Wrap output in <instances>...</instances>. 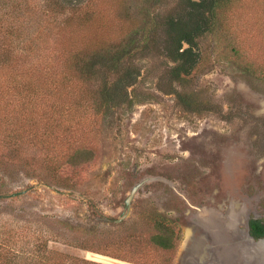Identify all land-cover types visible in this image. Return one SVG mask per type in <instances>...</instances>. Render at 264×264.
Returning a JSON list of instances; mask_svg holds the SVG:
<instances>
[{
    "label": "rangeland",
    "instance_id": "374dc122",
    "mask_svg": "<svg viewBox=\"0 0 264 264\" xmlns=\"http://www.w3.org/2000/svg\"><path fill=\"white\" fill-rule=\"evenodd\" d=\"M81 1L91 19L80 33L88 50L94 26L102 42L117 47L138 28L147 27L148 41L108 76L109 86L130 85L113 92L104 114H94L98 81L70 78L77 81L66 90L69 105L78 106L77 122H63L65 114L50 122L61 137L68 126L78 133L61 149H91V162L63 167L52 178L33 141L6 139L0 146V255L11 251L23 264L22 255L40 238L51 251L96 264H264L263 243L249 240L247 231L249 219L264 222V0H241L243 9L226 16L229 29L194 40L199 58L184 84L200 107L216 110L202 115L183 111L168 94L173 63L159 23L179 0ZM152 18L157 25L150 33ZM17 118L8 125H19ZM146 178L128 216L116 224L131 188ZM154 211L180 230L172 252L149 244ZM118 245L124 259L112 257Z\"/></svg>",
    "mask_w": 264,
    "mask_h": 264
},
{
    "label": "trees",
    "instance_id": "16d2710c",
    "mask_svg": "<svg viewBox=\"0 0 264 264\" xmlns=\"http://www.w3.org/2000/svg\"><path fill=\"white\" fill-rule=\"evenodd\" d=\"M243 7L241 0H200L198 3L179 0L169 17L159 23L166 48L165 56L173 63L167 72L170 74L168 83L171 87L168 94L177 98L183 111L195 115L216 113L213 108L200 107L195 102L194 92L187 90L184 84L196 67L199 55L192 50L182 51V43L195 48L194 40L202 33H213L215 29L226 31L229 29L226 16L241 11ZM74 22L79 26L76 31L70 28ZM90 23L82 1L0 0V146L6 139L23 141L25 137L33 141L34 148L43 153L45 175L52 178L60 176L63 167L74 169L95 158L94 151L85 147L62 150L61 146L69 139H74L78 133H72L68 126L64 132L67 137H61L58 126L54 128L50 122L58 114H65V123L77 122L78 106L69 105L68 96L71 92L66 91L74 83L77 85L76 80L70 81L72 74L82 83L98 81L100 95L94 114L99 113L100 109L104 110L101 111L104 114L113 102V92L117 89L123 92L130 85L121 86L119 82H114L113 86H109L108 76L116 74L118 64L123 60L131 61L138 46L148 41L147 27L145 30L138 28L128 36L124 46L117 47L114 42H102L98 38L99 29L94 26L95 37L88 50V47L85 48V38L80 33ZM156 25L157 20L152 18L150 33ZM190 26L192 28L188 30ZM134 34H140L136 41ZM233 53L235 56L240 55L238 50ZM234 63L238 64V60H234ZM242 69L238 71L240 75H245L247 71ZM172 84H177L180 91L172 88ZM16 117L19 125L9 126L7 122ZM43 120L46 121L41 124ZM21 157L18 159L24 164L31 163L28 156V163ZM47 184L60 188L50 181ZM151 222L154 233L148 238L149 244L163 252L174 251L180 240V230L175 222L157 211L153 212ZM70 230L77 232L70 227L64 231ZM250 233L256 239L264 238V226L258 221H250ZM9 237L12 238L11 235ZM36 244L38 246L35 247ZM47 244L48 240L35 238L31 244L32 253H24L25 256L21 257L23 264H96L51 251ZM117 247L112 257L124 259L120 246ZM0 259L3 264H18L17 259L20 260V257L6 251L0 255Z\"/></svg>",
    "mask_w": 264,
    "mask_h": 264
},
{
    "label": "water",
    "instance_id": "95a60500",
    "mask_svg": "<svg viewBox=\"0 0 264 264\" xmlns=\"http://www.w3.org/2000/svg\"><path fill=\"white\" fill-rule=\"evenodd\" d=\"M193 2H200V0H193ZM187 46V45H186ZM188 47V46H187ZM148 181H150L148 178H146V179H143V180H141L140 182H138L137 184H135L132 188H131V190H130V192H129V194H128V196H127V198L125 199V208H124V210H123V213L119 216V218L118 219H116L114 222L116 223V224H118V223H120L123 219H125L127 216H128V214H129V211H130V207H131V203H132V200H133V198H134V196H135V194L137 193V191L145 184V183H147ZM57 193H60V192H57Z\"/></svg>",
    "mask_w": 264,
    "mask_h": 264
},
{
    "label": "flooded vegetation",
    "instance_id": "af4514ba",
    "mask_svg": "<svg viewBox=\"0 0 264 264\" xmlns=\"http://www.w3.org/2000/svg\"><path fill=\"white\" fill-rule=\"evenodd\" d=\"M188 47H187V46ZM182 51H185V50H192V52L193 53H195V54H197L196 53V51H195V48H194V46H192V45H189L188 43H185V42H183L182 43V49H181ZM250 221H258L260 224H262L263 226H264V222L263 221H261L260 219H255V218H251V219H249V221L247 222V231H248V238H249V240H252V241H259V242H262L263 243V245H264V238H258V239H256V238H254L252 235H251V233H250ZM218 258L219 259H222V261H225L224 259V257L223 256H221L220 254H219V256H218Z\"/></svg>",
    "mask_w": 264,
    "mask_h": 264
}]
</instances>
